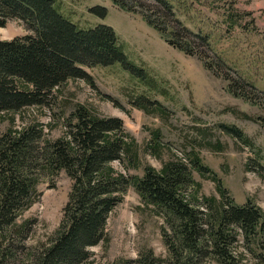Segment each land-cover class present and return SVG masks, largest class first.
Here are the masks:
<instances>
[{
    "label": "trees",
    "instance_id": "16d2710c",
    "mask_svg": "<svg viewBox=\"0 0 264 264\" xmlns=\"http://www.w3.org/2000/svg\"><path fill=\"white\" fill-rule=\"evenodd\" d=\"M113 1L143 13L169 44L197 56L209 70L214 68L204 51L194 46L195 38L209 46L208 34L186 26L171 0L167 6L157 0L163 10L130 0ZM91 10L103 17L108 13L101 5ZM13 18L22 20L29 32L0 38V114L10 112L12 121L0 130V264H84L90 259V247L105 239L110 214L130 185L164 217L163 238L170 252L167 263L149 251L135 264H243L233 251L238 232L264 248L263 208L228 197L221 178L194 150L189 163L173 159L161 169L145 165L139 175L126 174L112 162L127 158L128 164L138 165V154L119 117L77 103L64 117L62 136L44 137L45 124L37 119L15 127L17 113L24 119L21 114L27 108L49 105L69 80L89 81L91 74L84 66L130 63L113 27L79 28L63 16L56 0H0V26ZM229 88L252 98L233 83ZM159 135L155 130L154 142ZM148 148L160 151L159 145ZM62 170L71 179V189L61 221L46 242L30 247L26 239L33 219L22 216L40 197L39 179ZM194 171L216 181L220 198L199 194L202 184Z\"/></svg>",
    "mask_w": 264,
    "mask_h": 264
},
{
    "label": "rangeland",
    "instance_id": "374dc122",
    "mask_svg": "<svg viewBox=\"0 0 264 264\" xmlns=\"http://www.w3.org/2000/svg\"><path fill=\"white\" fill-rule=\"evenodd\" d=\"M130 1L164 9L157 0ZM171 1L186 26L208 34L209 46L202 38H195L194 46L209 57L212 70L197 56L169 44L141 12L125 10L113 0H56L63 16L79 28L113 27L130 65L84 66L91 74L89 81L69 80L56 91L55 101L27 108L21 114L24 119L17 113L13 124L21 127L37 119L45 124L44 137L55 138L65 132L64 117L77 103L85 104L101 115L121 118L127 140L136 143L138 165L128 164L127 158L114 160L117 170L139 175L145 165L161 169L165 161L179 158L189 163L194 150L221 178L228 197L241 205L252 201L264 210V0ZM97 5L107 8L106 16L91 10ZM25 32L29 31L18 18L0 26V38ZM230 83L252 98L234 93ZM11 124L10 112L1 113L0 130ZM155 130L160 131L157 142ZM156 145L159 152L148 148ZM193 174L202 184L200 195L220 198L216 181L197 171ZM70 189L65 170L39 179L40 197L22 216L33 219L26 245L38 246L52 236ZM123 195L110 214L105 239L90 247L84 264H135L149 251L167 263L164 217L134 186ZM239 234L233 251L242 263L264 264L261 244Z\"/></svg>",
    "mask_w": 264,
    "mask_h": 264
}]
</instances>
